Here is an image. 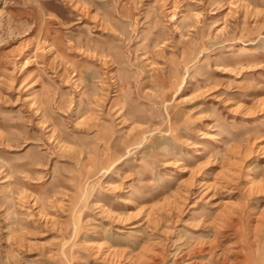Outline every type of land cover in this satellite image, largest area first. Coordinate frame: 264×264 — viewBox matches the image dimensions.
<instances>
[{
  "label": "rangeland",
  "instance_id": "rangeland-1",
  "mask_svg": "<svg viewBox=\"0 0 264 264\" xmlns=\"http://www.w3.org/2000/svg\"><path fill=\"white\" fill-rule=\"evenodd\" d=\"M0 167V264H264V0H0Z\"/></svg>",
  "mask_w": 264,
  "mask_h": 264
},
{
  "label": "bare ground",
  "instance_id": "bare-ground-1",
  "mask_svg": "<svg viewBox=\"0 0 264 264\" xmlns=\"http://www.w3.org/2000/svg\"><path fill=\"white\" fill-rule=\"evenodd\" d=\"M151 67V66H150ZM127 75V74H126ZM164 89V88H163ZM139 136V135H138ZM258 151V150H257ZM1 168V167H0ZM185 168V167H184ZM1 170V169H0ZM3 170V169H2ZM262 176H264V173H262ZM202 184V183H201ZM205 186V185H204Z\"/></svg>",
  "mask_w": 264,
  "mask_h": 264
}]
</instances>
